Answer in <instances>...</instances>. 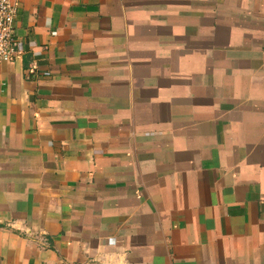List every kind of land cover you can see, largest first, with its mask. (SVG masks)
Returning <instances> with one entry per match:
<instances>
[{
	"label": "crops",
	"instance_id": "crops-1",
	"mask_svg": "<svg viewBox=\"0 0 264 264\" xmlns=\"http://www.w3.org/2000/svg\"><path fill=\"white\" fill-rule=\"evenodd\" d=\"M0 63V264H264V0H20Z\"/></svg>",
	"mask_w": 264,
	"mask_h": 264
},
{
	"label": "built area",
	"instance_id": "built-area-1",
	"mask_svg": "<svg viewBox=\"0 0 264 264\" xmlns=\"http://www.w3.org/2000/svg\"><path fill=\"white\" fill-rule=\"evenodd\" d=\"M20 0H0V63L11 62L19 53L14 33Z\"/></svg>",
	"mask_w": 264,
	"mask_h": 264
}]
</instances>
